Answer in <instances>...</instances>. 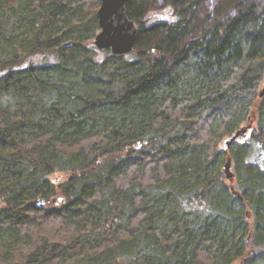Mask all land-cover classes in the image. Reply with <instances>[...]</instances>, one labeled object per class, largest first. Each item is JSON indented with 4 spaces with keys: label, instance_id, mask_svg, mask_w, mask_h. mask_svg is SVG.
<instances>
[{
    "label": "trees",
    "instance_id": "trees-1",
    "mask_svg": "<svg viewBox=\"0 0 264 264\" xmlns=\"http://www.w3.org/2000/svg\"><path fill=\"white\" fill-rule=\"evenodd\" d=\"M100 5L0 0V264H264V0Z\"/></svg>",
    "mask_w": 264,
    "mask_h": 264
},
{
    "label": "water",
    "instance_id": "water-1",
    "mask_svg": "<svg viewBox=\"0 0 264 264\" xmlns=\"http://www.w3.org/2000/svg\"><path fill=\"white\" fill-rule=\"evenodd\" d=\"M129 2L131 0H101L97 12L100 31L94 38V45L98 49H110L115 55H124L134 50L138 26L127 14ZM260 97H264V87L260 92ZM251 127V125L244 126L226 139L223 151L228 150L237 140L246 136ZM224 172L228 180L234 179L235 174L232 171L230 160L225 163ZM57 202L58 200L55 199L54 203L57 204ZM249 245L250 238L247 239V246Z\"/></svg>",
    "mask_w": 264,
    "mask_h": 264
},
{
    "label": "rangeland",
    "instance_id": "rangeland-1",
    "mask_svg": "<svg viewBox=\"0 0 264 264\" xmlns=\"http://www.w3.org/2000/svg\"><path fill=\"white\" fill-rule=\"evenodd\" d=\"M16 1L17 0H11V3L13 4V3H16ZM6 6H8V7H10L11 6V4H9V5H6ZM8 43V41H6V44ZM4 44V45H2L1 46V44H0V50L1 49H7V50H9V49H11V47H8L9 45L7 44ZM14 236H15V233L13 232V231H9L8 232V230H5V231H2V232H0V237L2 238V240H3V242L5 243V244H9V243H11L13 240H14Z\"/></svg>",
    "mask_w": 264,
    "mask_h": 264
}]
</instances>
